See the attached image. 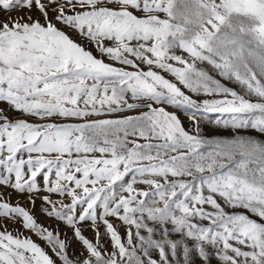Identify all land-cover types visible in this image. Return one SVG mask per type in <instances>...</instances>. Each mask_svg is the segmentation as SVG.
<instances>
[{
	"label": "snow or ice",
	"instance_id": "obj_1",
	"mask_svg": "<svg viewBox=\"0 0 264 264\" xmlns=\"http://www.w3.org/2000/svg\"><path fill=\"white\" fill-rule=\"evenodd\" d=\"M0 14V264H264V0Z\"/></svg>",
	"mask_w": 264,
	"mask_h": 264
},
{
	"label": "rangeland",
	"instance_id": "obj_2",
	"mask_svg": "<svg viewBox=\"0 0 264 264\" xmlns=\"http://www.w3.org/2000/svg\"><path fill=\"white\" fill-rule=\"evenodd\" d=\"M3 14H0V18H2ZM13 15H16V13H13ZM17 200H19V203L21 205H23L26 208H29L30 205L27 203V201L23 198V197H17L15 194H13L12 197V202L16 203ZM36 217L38 219V222L42 223V224H51L53 226H55V221L54 220H45V218L43 216L40 215V209H39V203H37V207H36ZM0 223H5L4 221H0ZM7 225H8V229L9 230H15L19 227L18 224H13L11 221H6ZM61 231H66V229L63 228V226H61ZM29 233L25 232V235H28ZM71 235V233L69 232V236ZM33 239H37L36 237L33 236ZM38 243L43 244L42 241L37 240ZM79 249V245L78 244H73V248L70 251H78Z\"/></svg>",
	"mask_w": 264,
	"mask_h": 264
}]
</instances>
